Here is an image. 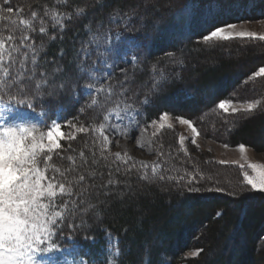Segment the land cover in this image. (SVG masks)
Masks as SVG:
<instances>
[{"label": "trees", "instance_id": "trees-1", "mask_svg": "<svg viewBox=\"0 0 264 264\" xmlns=\"http://www.w3.org/2000/svg\"><path fill=\"white\" fill-rule=\"evenodd\" d=\"M8 6L0 0V7ZM10 6L22 10L4 13L14 21H31V13L37 12L32 25L35 30L30 28L28 32L35 56L28 50L23 71L36 74L30 93L37 82L42 84V99L32 94L25 97L32 101L33 108L23 104L17 107L44 111L46 124L58 119L66 137L60 141L61 149L53 153V168L48 172L49 176L57 175L61 182H71L73 187V197L58 198L57 203L71 199L76 204L54 237L58 249L75 244L79 261L82 258L85 264L263 262L264 252L259 244L264 242V192L240 190L246 184L239 178L238 166L216 163L235 177L230 184L231 193L208 191L209 180L200 174L201 167L179 149L172 133H165L171 130L164 127L157 132L162 148L154 162L159 165L156 175L149 165L148 179H141V162L121 154L123 160H128L125 165L114 153H108L92 127L103 122L117 99L126 100L139 111L136 128L165 113L191 118L200 128L205 124L203 119H212L217 124L212 122L211 131L215 128L212 126H224L223 119L230 113L225 114L216 105L223 99H249L247 94L239 93V86L250 80L255 68L264 65V53L239 64L232 56L224 58L218 54L229 41L205 44L201 37L215 25L263 16L264 0H11ZM54 12L64 17L62 29L53 19ZM113 17L118 18L112 21ZM41 26L46 28L45 33L39 32ZM0 27L4 24L0 23ZM106 34L112 37L110 51L101 48L98 54L91 42L95 37L104 43ZM84 45L93 51L86 62L89 68L96 60H107L112 75L105 87L111 85L119 93V84L123 83L127 90L124 97L114 96L112 102H106L105 94H85V85L91 80L77 69L85 63L78 57ZM233 46L241 47L238 43ZM252 53L246 51L245 59ZM209 56L215 57L214 64L191 68ZM133 57L134 64L130 63ZM13 71L19 75L15 68ZM41 72L45 73L43 77ZM45 81L47 87H43ZM94 81V87H99L100 81ZM258 82L259 87L248 95L253 97L258 92L264 102V78ZM51 83H55L53 91ZM141 85L144 88L140 89ZM93 98L98 101L95 106H91ZM7 99L5 95V104ZM72 124L83 125L88 131L77 132ZM228 128L225 140L229 144L264 151V108ZM55 168L60 172L54 173ZM161 174L164 180L159 179ZM80 175L85 176L83 182L78 179ZM193 176L196 180H191ZM109 179L116 183L103 187ZM190 187L200 191H189ZM69 224L74 227L69 228ZM202 228L203 237L198 235ZM199 237L203 242L198 245ZM226 239L232 243L228 254L217 250L205 257L208 248L222 247ZM196 248L202 251L195 256L184 255Z\"/></svg>", "mask_w": 264, "mask_h": 264}, {"label": "snow or ice", "instance_id": "snow-or-ice-1", "mask_svg": "<svg viewBox=\"0 0 264 264\" xmlns=\"http://www.w3.org/2000/svg\"><path fill=\"white\" fill-rule=\"evenodd\" d=\"M6 8L0 7V23L4 27H0V264H77L75 259L69 260V256L78 255L73 244V251L64 250L63 259L57 262L54 256H46L47 253H55L58 245L54 243V237L60 229L65 225V220L75 211V201L71 199L63 200L62 204L57 203L58 198L73 197L74 191L71 182H61L57 175H48L53 166L50 162L53 159V153L61 149V139H65V133L61 130L62 124L59 120L51 122L47 126V131L41 130L43 120L39 123L30 119L29 113L22 111L17 105H26L27 108H33V103L29 99H25L30 94L41 98L40 92L42 84H35L34 92L30 93L31 82L35 78V72L31 74L23 70L27 66L28 50H32L35 56V50L32 49L31 36L28 34L29 29L35 30L33 21L37 17V12L31 13L32 20L22 18L19 21L11 20L4 16V13H13L14 11H22L14 9L11 0H3ZM53 19L56 24L63 28V15L54 12ZM58 18V19H57ZM70 18V17H69ZM118 17H113L115 21ZM19 24V28L14 25ZM237 25L234 23H226L223 25L213 26L207 34L202 35L203 41H231L235 39H251L264 41V35H258L253 31L236 30ZM46 28L41 26L40 33H45ZM117 38L119 34L117 33ZM112 37L106 34L103 37L104 43H100L95 37L91 42L96 53H100L101 48L105 52L110 51V41ZM22 50L23 54H22ZM93 56V51L89 50L88 45H84L79 49L78 57L85 63L77 66L81 76H87L90 80L100 81L99 87L90 84L85 85L86 95L98 96L105 94L106 102H112L114 96L124 97L126 88L124 84H119L121 91L117 93L111 85L105 87L110 79L111 66L107 60H96L89 66L86 62ZM136 58L133 57L130 63H135ZM33 65L36 60L32 61ZM103 63L104 68L108 71L100 72V64ZM19 72L17 75L13 69ZM123 72L124 70L121 69ZM45 73L41 72L43 77ZM254 77L264 76V67H260L253 74ZM63 84L60 85L61 89ZM43 87H47V81ZM7 95L5 104L4 96ZM147 101H145L146 103ZM97 99L91 100V106L97 105ZM232 99L220 100L218 109L225 114H236L238 112L251 113L260 105L259 100L241 101L239 107L234 106ZM139 111L126 100L117 99L114 102V110L104 116V121L108 122L107 127L118 128L124 122L127 125L135 126ZM167 116V113L161 116V119ZM11 118V120H9ZM181 124H188L195 135H200L199 131L192 122L183 118H178ZM115 121L116 123H112ZM70 123V122H69ZM155 123V121H153ZM77 132H87L88 129L81 125L77 127L72 124ZM164 127V125H161ZM99 137L101 146L105 147L110 142L109 136L106 134V124L99 125ZM71 139H75L74 134H70ZM181 137V143H183ZM192 144H196V139H192ZM243 154L246 152V146L241 144L237 146ZM116 158L121 160L125 165L128 160H123L120 153H116ZM71 159V158H70ZM131 158H129L130 160ZM221 163H224L221 161ZM135 167V163L132 164ZM158 164L151 165L153 175H156ZM243 169V165H240ZM251 170L243 171V180L252 190L264 192V163H251L247 165ZM143 174L141 179H148L149 165L141 162ZM129 171L131 169H128ZM119 171V169H117ZM59 168L54 169V173H59ZM61 176L64 173H60ZM203 179V176H200ZM79 181L85 180L84 175L79 176ZM160 180H164V175H159ZM183 179V177H181ZM196 180V177H191ZM190 180V182H191ZM116 182L109 179L106 185L108 187ZM189 191H200L199 188L190 187ZM211 191L212 189H208ZM216 191L221 189L216 188ZM107 195V193H105ZM89 207H93L90 205ZM85 211H87L85 209ZM69 228H73L74 224H69ZM202 250H197L198 254ZM119 254V253H118ZM79 264H85L81 258Z\"/></svg>", "mask_w": 264, "mask_h": 264}, {"label": "rangeland", "instance_id": "rangeland-1", "mask_svg": "<svg viewBox=\"0 0 264 264\" xmlns=\"http://www.w3.org/2000/svg\"><path fill=\"white\" fill-rule=\"evenodd\" d=\"M148 1H155V0H148ZM231 23H234L237 25L236 30L238 31L239 30L253 31V32H256L258 35H264V15L258 16V17H251V18H247L244 20H240L237 22H231ZM247 40H249L250 42H248ZM201 41L205 44H211V43L219 44L222 42H226V41H217L215 40V38L212 41H203L202 39ZM229 42H230L229 45L228 43H226L225 45L223 44V47H221V49L218 50L220 51L218 52V54L224 58L232 56L238 60L239 64L246 63L247 60L251 61V59L256 57L257 54L264 53V41H260L258 39L254 41L251 39H244V40L235 39ZM235 43L240 44L241 47L239 48V46L238 47L233 46V44ZM246 51L253 52L250 58L245 59ZM214 59L215 57L209 56L208 58L199 61L197 65H192L191 68L198 67L199 66L198 64H200L201 66L214 64L215 63ZM260 64L261 62L259 63V65ZM101 65L103 66V63ZM260 67H264V65H261L255 68L253 74L256 71H258ZM101 70L106 71V68H104L103 66L100 68V71ZM191 76H193V74ZM261 78H264V77L263 76L254 77L252 75L251 78H249L250 80L244 81V83L239 86V89H240L239 93L241 95H243V93L247 94V97L249 99H246V100L232 99L235 102L234 106L239 107V102L241 101H244V102L252 101V100H259L260 102L262 101L261 99L258 98L261 96V94L258 92L255 93V96L253 97L248 95L252 93L251 91L252 89L255 90L257 89V87H259L260 82H258V80H260ZM90 85L97 86V82L94 80H91ZM51 86L52 87H50V90L51 91L55 90L56 88L55 83H51ZM262 87H264V85ZM139 88L142 89L144 87L143 85H141L139 86ZM263 108H264V102H261L260 105L257 107V109L251 113L238 112L236 114H230L229 117H225L223 119L225 123L224 126H219V125L212 126V128L215 127L214 130L212 129L213 131H211V128H209V126L212 125V122H215L212 119H209V118L203 119L205 121V124L201 126L200 128L199 126L196 125L195 121H193L191 118H185V117L175 116L171 114H167V116H164L163 119H161V116H162L161 115L155 120V123L151 122L150 124L142 126L140 128H136L137 124L135 126H131V125H127V122H124L123 124L120 125V127L113 129V128L107 127L108 122L103 120L102 123L106 124V134L109 136V141H110L107 144V146L104 147V149L108 153H114V154L120 153V154L125 155L127 158L134 159L138 162H146L148 165H153L155 164L154 162L156 161L159 155V152L161 151L160 148H162V146L160 145L161 136L159 138L157 132L162 130V128L167 127L171 131H166L165 133H172L171 135H173L174 139L177 140L178 142L179 149L183 153H185L187 156H189V158H192V160L196 161L197 165L201 167L200 174H202L204 177H206L209 180L208 188L212 189L211 191L215 190L216 188H219L221 189L220 190L221 192L226 191L228 193H231L230 184L233 182L235 177L231 176L227 171H223V169L218 168L217 164L218 163L220 164L221 161H223L224 163H221V164L238 166L240 169L241 175L239 177V175L234 174V176L241 178L242 184H246V182L243 180V174H242L243 171H248L249 174H251V170L248 169L247 167L249 162L264 163V151H259V150L252 148L251 146L245 145L246 152L242 154L239 151V148L237 147L238 145H233V144H229L228 142H226L225 139L228 133V129H229L228 127L234 125L236 121H238L241 118H245V117H248L249 115H253L254 113L257 112V110L262 111ZM21 110L28 112L30 119L33 122L39 123L40 120H43L44 122V111H32V110H25V109H21ZM112 110H114V107H112L109 110V112ZM178 118H183V119L191 121L193 126H195L197 130L199 131L200 135H195L192 132L191 127L188 124H181ZM9 120H11V118H9ZM112 123H116V122L112 121ZM50 124L51 122L48 124L44 122V124L41 125V130L47 131V126H50ZM161 125H164V127H161ZM221 127H223V129L222 131L221 130L219 131ZM92 129L97 134L99 133V125L93 126ZM181 137L184 138L183 143H181ZM193 138L196 139V144H192L191 141ZM206 162H208V164H205ZM240 165L244 166L243 169H241ZM247 188L252 190L250 186H248L247 184L245 187L241 186L240 190L247 191ZM240 190L238 188V191ZM252 191H255V190H252ZM255 192H259V191H255ZM96 217L102 218V216L98 214H96ZM202 231H203V228L198 233V235L201 234V237H203L204 235ZM201 237L197 239L198 245L202 244L203 242ZM222 244H223L222 246L223 248L222 247H218V248L216 247V249L208 248L206 251L205 257H211L212 255H214V253L217 250H221V252H223L224 254H228L229 250L232 247L231 241L226 239L222 242ZM65 249H67L70 252L73 251L72 246H69V247H63L61 249H58L55 253H47L45 255L54 256L55 260L59 262L60 260L64 258L63 253ZM259 249L260 251L264 252V242L259 244ZM197 250H199V248L191 249L187 252H184V255H192V256L194 255L195 256L194 253H196ZM75 251L77 253V247H75ZM68 259L70 261L75 259L77 261V264H79L78 255H76L75 257L69 256ZM260 264H264V261L261 262Z\"/></svg>", "mask_w": 264, "mask_h": 264}]
</instances>
